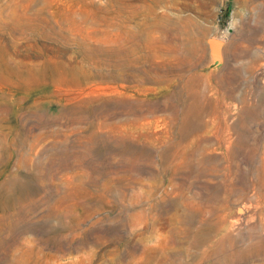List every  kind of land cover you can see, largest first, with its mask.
<instances>
[{
    "label": "rangeland",
    "instance_id": "obj_1",
    "mask_svg": "<svg viewBox=\"0 0 264 264\" xmlns=\"http://www.w3.org/2000/svg\"><path fill=\"white\" fill-rule=\"evenodd\" d=\"M174 1L0 0V264H264V0Z\"/></svg>",
    "mask_w": 264,
    "mask_h": 264
},
{
    "label": "bare ground",
    "instance_id": "obj_2",
    "mask_svg": "<svg viewBox=\"0 0 264 264\" xmlns=\"http://www.w3.org/2000/svg\"><path fill=\"white\" fill-rule=\"evenodd\" d=\"M174 3H175V1L174 0H170V9H172V8H174L173 6H174ZM182 19H183V16L182 15H177V16H175V14H174V12L173 13H171V14H167V26H168V29L170 30V31H175L176 29H177V27L178 26H180V25H182L181 24V22H182ZM181 22H180V21ZM186 21V20H185ZM180 23V24H179ZM185 24V23H184ZM185 27V26H184ZM185 30H186V28H185ZM184 28L181 26V29H180V31L181 32H183L184 33ZM200 30V29H199ZM200 32V31H199ZM175 33V32H174ZM168 34V33H167ZM169 37V36H168ZM171 37V36H170ZM169 37V38H170ZM180 37H181V35H180ZM182 38V37H181ZM179 40V39H178ZM179 42V41H178ZM209 45H210V48L211 47H213V42L212 41H210L209 42ZM238 211H239V209H237ZM240 210H242V209H240ZM243 211V210H242ZM239 213H241L240 211H239ZM239 215V214H238Z\"/></svg>",
    "mask_w": 264,
    "mask_h": 264
},
{
    "label": "water",
    "instance_id": "obj_3",
    "mask_svg": "<svg viewBox=\"0 0 264 264\" xmlns=\"http://www.w3.org/2000/svg\"><path fill=\"white\" fill-rule=\"evenodd\" d=\"M210 41H212L214 44L213 47L209 48L212 58L216 60H220L222 56V51H221L222 40L217 37H208L207 43L209 44Z\"/></svg>",
    "mask_w": 264,
    "mask_h": 264
},
{
    "label": "trees",
    "instance_id": "obj_4",
    "mask_svg": "<svg viewBox=\"0 0 264 264\" xmlns=\"http://www.w3.org/2000/svg\"><path fill=\"white\" fill-rule=\"evenodd\" d=\"M228 14V9L226 11V15ZM226 23V19L222 22V26H224V24Z\"/></svg>",
    "mask_w": 264,
    "mask_h": 264
}]
</instances>
